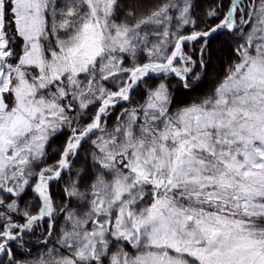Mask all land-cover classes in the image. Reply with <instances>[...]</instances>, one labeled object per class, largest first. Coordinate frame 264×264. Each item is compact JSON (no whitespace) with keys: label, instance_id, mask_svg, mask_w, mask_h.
Wrapping results in <instances>:
<instances>
[{"label":"snow or ice","instance_id":"1","mask_svg":"<svg viewBox=\"0 0 264 264\" xmlns=\"http://www.w3.org/2000/svg\"><path fill=\"white\" fill-rule=\"evenodd\" d=\"M0 264H264V0H0Z\"/></svg>","mask_w":264,"mask_h":264},{"label":"trees","instance_id":"2","mask_svg":"<svg viewBox=\"0 0 264 264\" xmlns=\"http://www.w3.org/2000/svg\"><path fill=\"white\" fill-rule=\"evenodd\" d=\"M199 2L201 3V5H207L210 0H199ZM217 65H214L213 67H216Z\"/></svg>","mask_w":264,"mask_h":264}]
</instances>
